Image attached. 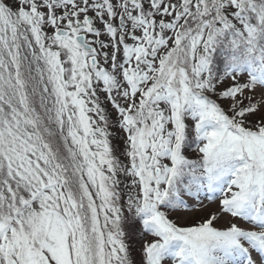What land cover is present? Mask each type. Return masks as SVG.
I'll list each match as a JSON object with an SVG mask.
<instances>
[{"label":"snow or ice","instance_id":"snow-or-ice-1","mask_svg":"<svg viewBox=\"0 0 264 264\" xmlns=\"http://www.w3.org/2000/svg\"><path fill=\"white\" fill-rule=\"evenodd\" d=\"M0 264H264V0H0Z\"/></svg>","mask_w":264,"mask_h":264},{"label":"rangeland","instance_id":"rangeland-1","mask_svg":"<svg viewBox=\"0 0 264 264\" xmlns=\"http://www.w3.org/2000/svg\"><path fill=\"white\" fill-rule=\"evenodd\" d=\"M190 200V203H192V200L190 198H187ZM205 203L208 205L207 210H211V209H215L216 207V203H209L208 201L205 200ZM203 213L200 212H193L191 210V208H189L188 212L185 214H181L179 217V222L180 223H192L195 222V218L199 215H202ZM234 222L240 224L242 227H250L249 225H247L245 222L240 221V220H234ZM224 223V221H219L218 222V226L222 225ZM138 244H139V240H138Z\"/></svg>","mask_w":264,"mask_h":264},{"label":"trees","instance_id":"trees-1","mask_svg":"<svg viewBox=\"0 0 264 264\" xmlns=\"http://www.w3.org/2000/svg\"><path fill=\"white\" fill-rule=\"evenodd\" d=\"M191 155H194V153H190ZM188 201H189V204L191 205L192 203H190V200L188 199ZM136 247L137 248H139V244H138V239H137V241H136Z\"/></svg>","mask_w":264,"mask_h":264}]
</instances>
